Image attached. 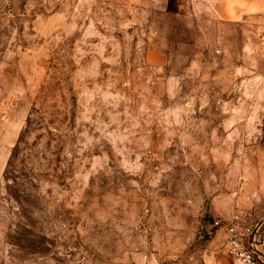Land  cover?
Segmentation results:
<instances>
[{"label":"rangeland","instance_id":"obj_1","mask_svg":"<svg viewBox=\"0 0 264 264\" xmlns=\"http://www.w3.org/2000/svg\"><path fill=\"white\" fill-rule=\"evenodd\" d=\"M228 1L0 0V264H207L264 221V0Z\"/></svg>","mask_w":264,"mask_h":264},{"label":"built area","instance_id":"obj_2","mask_svg":"<svg viewBox=\"0 0 264 264\" xmlns=\"http://www.w3.org/2000/svg\"><path fill=\"white\" fill-rule=\"evenodd\" d=\"M215 226L224 230L229 264H264V221L235 218L227 223L217 220Z\"/></svg>","mask_w":264,"mask_h":264},{"label":"crops","instance_id":"obj_3","mask_svg":"<svg viewBox=\"0 0 264 264\" xmlns=\"http://www.w3.org/2000/svg\"><path fill=\"white\" fill-rule=\"evenodd\" d=\"M243 2L245 4L247 0H243ZM227 6H228L227 13L219 14V18H222L223 20H230V21L236 19L237 16L241 13V9L237 10L236 6L230 0L228 1ZM261 16H264V13ZM217 238L218 237L215 238V241H214L215 243L213 244V249H212L213 252L211 256L209 257L207 264H229L231 262V259L227 253L225 243L218 244L217 243L218 240H216Z\"/></svg>","mask_w":264,"mask_h":264}]
</instances>
